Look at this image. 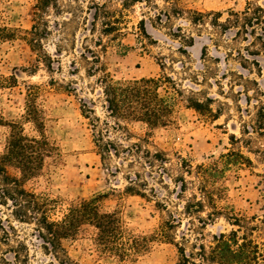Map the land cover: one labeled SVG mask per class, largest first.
I'll return each mask as SVG.
<instances>
[{
	"label": "rangeland",
	"instance_id": "1",
	"mask_svg": "<svg viewBox=\"0 0 264 264\" xmlns=\"http://www.w3.org/2000/svg\"><path fill=\"white\" fill-rule=\"evenodd\" d=\"M248 1L253 2L56 0L39 10L37 0H0V26L13 33L0 43V154L9 123L18 122L25 135L38 137L34 125L23 118L26 99L31 98L54 150L24 186L57 200L52 217L61 216L80 199L98 197L101 211L115 212L135 235L156 233L172 212L180 220L172 229L174 241L186 252L192 243L207 246L212 235L239 228L224 215L207 219L208 208L194 216L184 214L183 205L195 189L188 185L181 194L173 181L179 175L192 179L179 170V157L195 171L198 164L236 151L252 164L225 172L221 205H227L243 225H254L252 231L240 228L239 236L248 232L264 245V63L258 57L260 69L242 67L237 50L243 44L231 39L233 30L221 35L210 28L207 16L197 21L198 12L219 11L224 19L228 10L242 11ZM34 25L39 33L32 48L28 41ZM92 52L99 62L92 61ZM98 65L114 80L170 76L183 92L173 122L149 127L110 117L100 83L102 71L94 70ZM191 96L210 98L217 118L186 108ZM98 139L111 143V153H100ZM146 149L168 158L166 170L157 161L149 165ZM7 170L18 175L13 167ZM129 186L140 195L129 192ZM96 235L93 227L83 225L74 238L62 241L74 264L178 262L175 245L159 238L129 261L102 252ZM44 245L33 222L19 221L10 203L0 204L1 257L10 264H65Z\"/></svg>",
	"mask_w": 264,
	"mask_h": 264
},
{
	"label": "trees",
	"instance_id": "2",
	"mask_svg": "<svg viewBox=\"0 0 264 264\" xmlns=\"http://www.w3.org/2000/svg\"><path fill=\"white\" fill-rule=\"evenodd\" d=\"M55 2L56 0H37L36 8L42 10ZM197 14L198 22H203L208 17V24L216 33L225 35L233 30L231 39L243 44L237 50L242 67L246 68L250 64L260 69L257 58L261 57L264 63V0L248 1L242 11L228 10L224 19H221L222 13L219 11ZM38 33L39 29L34 25L28 41L32 48L37 45L35 36ZM12 36L13 33L7 27L0 26V43ZM91 56L93 62L100 61L94 52ZM100 66L102 65L96 66L94 70L102 71L100 83L110 117L126 123L140 121L149 127L166 126L173 122L174 109L183 92L170 76L163 74L121 81L114 80ZM1 84L0 80V86ZM210 104L211 99L208 97L201 101L191 96L187 97L185 106L199 114L217 118ZM23 118L34 125L39 135H25L22 125L18 122L8 124L10 133L4 151L0 154V204L10 203L12 213L19 221L33 222L37 227L38 236L45 244L44 248L51 250L61 262L74 264L62 246V241L74 238L83 225H89L97 231L96 243L99 249L122 260L136 259L150 248L153 240L159 238L175 245L179 254L177 264H264V245L249 237L248 232L238 235L240 228L252 231L254 225H243L240 218L228 211L227 205H221L226 192L222 182L225 172L232 167L252 164L241 152L229 151L218 159L198 164L195 171H192L185 159L179 157V170L192 175V179L187 180L183 175H179L173 181L178 184L181 194L185 193L188 185L195 189L183 205L184 214L194 216L208 208L207 219L224 215L228 221L233 220L232 224L239 228L228 233L212 235V240L207 246L204 243H192L191 251L186 252L184 245L174 241L172 236V229L180 223V220H175L176 216L172 212H169L168 220L164 221L160 229L150 235H135L128 231L115 212L101 211L98 197L80 199L61 216L52 217L58 204L57 200L38 195L26 189L24 184L40 173L44 158L52 153L54 147L43 133V117L31 98L26 99ZM115 124L118 128L123 127L118 122ZM95 144L100 153H111L109 141L98 139ZM116 152L114 149V153ZM146 158L150 159L149 165L157 161L166 170L164 164L168 162V158L163 153H151L146 149ZM7 167L15 168L18 175L9 174ZM165 173L170 177L168 171ZM127 190L140 195L131 186L127 187ZM159 204L164 207L162 203ZM197 219L203 220L202 217ZM181 238L185 240L184 236ZM0 264L10 263L0 256Z\"/></svg>",
	"mask_w": 264,
	"mask_h": 264
}]
</instances>
